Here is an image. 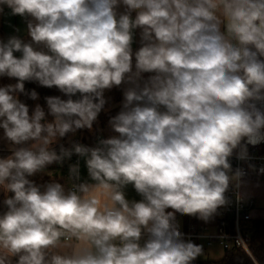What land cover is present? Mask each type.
Returning <instances> with one entry per match:
<instances>
[{
    "label": "clouds",
    "instance_id": "1",
    "mask_svg": "<svg viewBox=\"0 0 264 264\" xmlns=\"http://www.w3.org/2000/svg\"><path fill=\"white\" fill-rule=\"evenodd\" d=\"M127 11L117 18L119 4ZM12 14L31 15L28 33L51 54L12 37L0 43V128L15 145L0 158V188L14 193L0 216V264H191L203 248L182 239L175 213L208 222L229 203L238 147L264 142V0H0ZM3 9L0 8V11ZM136 17L131 18V12ZM142 29L135 53L133 29ZM223 27V31H222ZM21 52L22 57L14 56ZM155 73L125 92L124 111L110 120L119 137L99 146L74 145L94 183L69 190L27 179L70 157L50 145L77 129H91L103 91ZM57 87L71 97H47L52 122L37 105L31 115L17 99L25 81ZM30 98L37 99L33 90ZM145 102L144 106L140 103ZM160 106L166 111L161 112ZM75 170V169H73ZM132 184L142 197L129 202ZM173 209L166 212V209ZM142 229L149 239L141 246ZM238 243L242 241L238 240Z\"/></svg>",
    "mask_w": 264,
    "mask_h": 264
},
{
    "label": "built area",
    "instance_id": "2",
    "mask_svg": "<svg viewBox=\"0 0 264 264\" xmlns=\"http://www.w3.org/2000/svg\"><path fill=\"white\" fill-rule=\"evenodd\" d=\"M254 103L264 111V100L254 101ZM144 104L145 102H143V106ZM159 110L161 112L166 111L163 106H160ZM105 139L104 136L97 135L95 137L94 147L99 146L100 141ZM77 144L87 147L81 141L80 137L75 136L71 141V145L66 148V150L72 152L70 157L66 156L71 163V173L67 190L71 189L73 185L83 183L78 176L80 155L73 151L74 145ZM261 144L262 142L255 145L248 144L245 138L241 142V145H246L247 158H238V154L241 151V148L238 147L229 158L232 172L234 173L237 169H241L245 173L242 179L244 177H251L255 180L264 179V151L259 150ZM226 196L229 203L219 208L218 213L211 221L205 222L196 216L176 213L174 223L178 225L179 231L182 233V239L185 241L190 240L197 245H205L206 247L216 244L223 251L240 249L251 256L250 243L254 231L253 209L255 199L253 197H244L241 194L240 187L237 188L234 184H230ZM148 239L149 234L146 230L142 229L141 239L139 241L141 246ZM238 240L242 241V243H238Z\"/></svg>",
    "mask_w": 264,
    "mask_h": 264
},
{
    "label": "trees",
    "instance_id": "3",
    "mask_svg": "<svg viewBox=\"0 0 264 264\" xmlns=\"http://www.w3.org/2000/svg\"><path fill=\"white\" fill-rule=\"evenodd\" d=\"M260 59L264 60V57H260ZM17 82V78L0 76V87L15 85ZM24 89L25 91L23 93H16L17 99L28 106L29 115H31L36 106L39 105L45 112V120L42 121V123L52 122L54 120V117L49 113L46 101L47 97H59L62 100H68L71 98L74 101L82 98L79 92L69 97L55 86L51 88L45 87L40 85L38 81L34 80L25 81ZM33 90L38 94L37 99L30 98V93ZM104 100L105 104L102 108L104 111L98 115L101 119L99 120L101 122V127L106 129L109 127L110 120L118 115V110L116 107H111L107 99L104 98ZM76 131H78V137H80L81 141L86 144L87 147L93 148L95 146V137L97 136V132L92 133L87 128L77 129ZM71 133L72 132L67 133L64 137H57L58 142L53 143L51 145V149L55 150L59 155L61 153V148L64 147L66 139H68ZM32 143H34V141H28L23 145L16 146L17 148L30 147ZM11 154L12 150H0V158H7ZM70 165V160L67 157H64L61 161L49 164L43 170L38 171V173H41L42 175L41 178H39L36 182H33L31 176H27V179L33 182L36 186L40 187L41 191H43L47 185L53 183L61 184L67 191L70 178L69 176L71 173ZM13 195L14 193L5 192L3 188H0V216H2L8 210L7 205L4 203L5 199ZM172 211L174 210L170 208L166 209V212ZM253 226L254 231L250 243L251 256L240 249L224 250L222 257L219 259H195V261L191 262V264H264V218L253 219Z\"/></svg>",
    "mask_w": 264,
    "mask_h": 264
},
{
    "label": "crops",
    "instance_id": "4",
    "mask_svg": "<svg viewBox=\"0 0 264 264\" xmlns=\"http://www.w3.org/2000/svg\"><path fill=\"white\" fill-rule=\"evenodd\" d=\"M0 8L3 10L0 11V43H7L8 40L12 37L19 38L22 42L31 44L34 50L45 52L46 54H51L48 50V48L43 44H36L32 41L31 36L28 33V24L29 22L35 24L37 21L34 17L31 15H14L12 14L11 8H9L7 5H0ZM127 11L126 6L122 3L119 4V6L116 8L117 18L120 14H124ZM136 11L131 12V18L134 20L136 17ZM133 31V41L131 44L132 49V73L136 72L135 68V53L143 46L145 43L142 40V29L141 28H135ZM223 31V27H222ZM14 56L17 58L22 57L21 52H15ZM131 74H126L125 80L121 83L119 86H113L111 89H108V91L114 92L117 96L115 97V100L111 103V107H116L118 110V114L121 111H124V104H125V92L129 90L130 88H137L139 90L140 88H143L148 81L149 77L155 75V73H142L139 78H134L133 80H129L128 77ZM110 91V92H111ZM136 103H140L141 106H143V102H134V105ZM102 134L106 139L107 134L109 135H115V137H119V133L115 132L109 123V127L106 129H103ZM101 134V133H99ZM17 146L13 144L11 141L7 140L4 135V129L0 128V150H13L16 149ZM38 173V172H37ZM78 176L79 179L85 183H94V181L91 180L87 165H86V157H79V170H78ZM38 180V177H36L33 182H36ZM242 189L244 193L247 196L253 197L255 199V206L253 209V218L254 219H260L264 218V207H259L256 205L257 200L264 201V179L261 180H253V179H247L242 184ZM123 192L125 194V198L129 202H140L143 200V197L137 193L134 186L132 184L126 185L123 189ZM11 264H17L18 257L14 256L11 257Z\"/></svg>",
    "mask_w": 264,
    "mask_h": 264
},
{
    "label": "rangeland",
    "instance_id": "5",
    "mask_svg": "<svg viewBox=\"0 0 264 264\" xmlns=\"http://www.w3.org/2000/svg\"><path fill=\"white\" fill-rule=\"evenodd\" d=\"M111 91V90H110ZM110 91H108V89H105L104 91H103V98H105V99H107V101L109 102V105H111V103L115 100V97H116V95H115V93L114 92H110ZM112 106V105H111ZM104 110H101L99 113H102ZM99 120H101L100 119V116L98 115L97 116V119L93 122V125H92V128L91 129H88L90 132H92V133H95V132H97V135H99V133H101V134H104L103 133V128L101 127V122L99 121ZM77 133H78V131H75V132H72L70 135H69V137H68V139H66V142H65V144H64V147L63 148H68L70 145H71V141H72V139L75 137V136H78L77 135ZM113 137H115V135H109V134H107V138L109 139V138H113ZM56 142H58V138L56 139V141L55 142H53V143H56ZM52 143V144H53ZM51 144V145H52ZM51 145H50V148H51ZM244 146V145H243ZM236 150V149H235ZM234 150V151H235ZM259 150L260 151H264V144H261L260 146H259ZM41 173H35L34 175H31V178H32V180H34L36 177H38V179L39 178H41ZM247 179H252L251 177H244L243 179H242V181H241V184H240V190H241V194L244 196V197H250V196H247L245 193H244V191H243V189H242V184H243V182L245 181V180H247ZM254 180V179H253ZM256 205L257 206H259L260 208L261 207H264V201H259V200H257V203H256ZM209 221H211V219L209 220ZM202 246V248H203V253H202V255H200V256H198L196 259H211V260H216V259H219V258H221L222 257V255H223V249L221 248V247H219L218 245H216V244H214V245H212V246H205V245H201Z\"/></svg>",
    "mask_w": 264,
    "mask_h": 264
},
{
    "label": "water",
    "instance_id": "6",
    "mask_svg": "<svg viewBox=\"0 0 264 264\" xmlns=\"http://www.w3.org/2000/svg\"><path fill=\"white\" fill-rule=\"evenodd\" d=\"M262 144H264V142H262ZM194 262V261H193Z\"/></svg>",
    "mask_w": 264,
    "mask_h": 264
}]
</instances>
